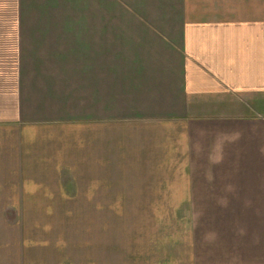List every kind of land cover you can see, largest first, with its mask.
<instances>
[{
  "label": "crops",
  "instance_id": "1",
  "mask_svg": "<svg viewBox=\"0 0 264 264\" xmlns=\"http://www.w3.org/2000/svg\"><path fill=\"white\" fill-rule=\"evenodd\" d=\"M0 7V191L19 190L14 208L90 199L107 216L91 264H264V0ZM36 245L14 234L0 264H34Z\"/></svg>",
  "mask_w": 264,
  "mask_h": 264
},
{
  "label": "rangeland",
  "instance_id": "2",
  "mask_svg": "<svg viewBox=\"0 0 264 264\" xmlns=\"http://www.w3.org/2000/svg\"><path fill=\"white\" fill-rule=\"evenodd\" d=\"M5 9L0 7V14L12 13L10 9ZM68 10L74 13L73 8H67L66 11ZM47 185L51 186L52 184ZM4 186L7 189L0 191V196H2L0 199V212H4L0 213V242H5L8 238H12L14 234H21L26 239H34L37 243H44L42 247L36 245L38 248H35L33 253L35 254L34 264L92 263L93 224L96 222L98 226L103 222V218L107 219V216L96 215V218L92 216L90 213V199H60L59 203L56 200L57 213L41 215L37 212L44 211L45 204L49 199L38 197L32 198L31 201L21 199L22 209L14 208L20 202L18 197L20 192L19 190L17 192L13 191L14 188L10 183H5ZM47 192L41 190L35 193L43 195ZM9 203H12V206L8 205ZM255 206H264V197H255ZM15 210L36 212L17 214ZM3 224L10 225L8 227L3 226ZM17 224H19L20 230H18ZM45 224H48L49 227H44ZM45 242H47V245Z\"/></svg>",
  "mask_w": 264,
  "mask_h": 264
}]
</instances>
